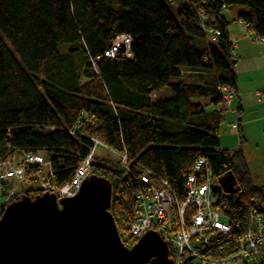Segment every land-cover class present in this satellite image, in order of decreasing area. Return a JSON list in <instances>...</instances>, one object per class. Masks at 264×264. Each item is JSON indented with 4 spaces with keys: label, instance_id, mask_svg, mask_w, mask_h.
Instances as JSON below:
<instances>
[{
    "label": "trees",
    "instance_id": "trees-1",
    "mask_svg": "<svg viewBox=\"0 0 264 264\" xmlns=\"http://www.w3.org/2000/svg\"><path fill=\"white\" fill-rule=\"evenodd\" d=\"M243 36L264 44V0H0V212L3 200L34 198L44 185L58 193L85 165L86 177L111 182L109 210L131 246L136 240L125 234L138 201L153 198L151 187L180 204L190 187L197 194L212 186V203L203 209L217 213L229 231L201 230L191 246L210 263L264 264L259 255L238 254L258 217L264 234V186L252 185L240 147L241 117L229 125L238 147L220 143L239 97ZM122 38L129 39L128 50L113 54ZM253 95L264 99L261 90ZM98 146L116 165L98 160ZM33 156L42 165L25 163ZM7 161L31 165L21 194L1 195L4 179L17 181L5 175ZM227 172L235 192L219 184ZM197 211L194 203L186 207L182 227L178 209L171 210L177 229L189 228Z\"/></svg>",
    "mask_w": 264,
    "mask_h": 264
},
{
    "label": "water",
    "instance_id": "water-1",
    "mask_svg": "<svg viewBox=\"0 0 264 264\" xmlns=\"http://www.w3.org/2000/svg\"><path fill=\"white\" fill-rule=\"evenodd\" d=\"M236 191L231 172L219 179ZM112 184L85 178L72 196L21 195L0 217V264H174L158 233L147 231L131 246L124 244L110 212Z\"/></svg>",
    "mask_w": 264,
    "mask_h": 264
},
{
    "label": "built area",
    "instance_id": "built-area-1",
    "mask_svg": "<svg viewBox=\"0 0 264 264\" xmlns=\"http://www.w3.org/2000/svg\"><path fill=\"white\" fill-rule=\"evenodd\" d=\"M129 39L128 38H122L119 39L115 43V47L113 48V54L115 51L118 50L120 47H124L125 50H128L129 47ZM224 92L231 91L230 88H224ZM224 98L227 102L230 101L231 95H227V93L224 94ZM28 158H30L31 163L28 161ZM40 162V164H39ZM41 159L37 156L33 157H27L25 160V163L29 164H39L42 165ZM6 167V173L5 175L8 176H15L12 172H9L11 169L8 165H4ZM24 167V166H23ZM23 167H15V168H23ZM21 170V169H20ZM81 173V174H80ZM22 175V170L19 175V177ZM86 178V166L83 168H80L77 171L76 176L74 177L72 183L70 185L63 186V190H60L58 193H54L57 197H63V196H72L74 195L79 187L82 181ZM192 182V179H190V183ZM45 187V185H44ZM48 188V186H47ZM206 186H201L198 189V193L196 194V190L192 189V187L189 188V192H192L191 195L188 192V198L194 197L198 204L196 205L199 208V211L195 213L193 216V220L191 221V225L189 228L184 227L183 229L179 230L177 229L179 226L176 224V220H173L171 210L174 208L178 209L179 215H180V222L182 227L185 225V209L187 206H189L191 203L195 204V200L193 201H187L184 203L176 204L174 198L169 194L166 190V192L171 197L170 201L168 202L167 207L164 210L156 209L154 208L158 205L157 195L159 192L164 191V189H156L155 187H151L153 192V198L148 203H145L144 200L138 201V211H137V218L136 220L131 224L129 227V232L125 234L127 240H138L141 238L147 231H154L159 234L161 239L166 242L168 246V255L169 258L173 261L174 264H217L218 262L213 261L209 262L207 260H204L202 256L198 254V252L191 246L190 240L193 236L200 233L201 230L203 232L207 230L209 227L216 228L219 230H222L224 233H228L229 228L225 223H222L219 220L218 214L209 210V209H203V206L205 205L209 208L210 205V196L209 193L212 192V186H209L207 189ZM208 190V191H207ZM48 191V190H46ZM206 196V197H204ZM190 203V204H189ZM179 206L182 207L183 213L181 214V211L179 210ZM151 210V211H150ZM150 211V212H148ZM2 212H0L1 215ZM156 217V218H154ZM214 219V224H213ZM156 221V222H155ZM261 218H257V227L256 229L248 232L245 235V240L248 245L247 247L243 245V247L239 251V258H242L243 254L248 251L249 253L257 256L259 255L262 259L264 257V245L262 247V244L264 243V234L263 226L260 224ZM166 222V224H165ZM195 222V224H193ZM214 225V226H213ZM195 228V230H193ZM205 244L209 243V238L205 237L204 240ZM262 247V250H261ZM186 252V254H184Z\"/></svg>",
    "mask_w": 264,
    "mask_h": 264
},
{
    "label": "rangeland",
    "instance_id": "rangeland-1",
    "mask_svg": "<svg viewBox=\"0 0 264 264\" xmlns=\"http://www.w3.org/2000/svg\"><path fill=\"white\" fill-rule=\"evenodd\" d=\"M256 44H257L256 48H255L256 50L253 52V56H252L253 60L255 61L253 69H255V68L264 69V54H263V52H261V50H264L263 48H261V44H263V43L261 41H258V42H256ZM263 46H264V44H263ZM259 51L261 53H259ZM186 79L194 80L195 77L194 76H187ZM248 87H249V89L252 88L251 85H248ZM166 94H167V92L165 91V93L162 92L160 95L158 94V96H165ZM250 118H251V122L249 123L250 126L248 125L247 127H245L243 129V132L241 135L240 147L243 150V153H244V156L246 159V163H247V166L249 168V172H250L251 179H252L251 180L252 185L255 187H262V186H264V113H262V112H251ZM253 118H256V120H254ZM256 123H260L261 125L260 124L257 125V127H255V129H254L253 124L255 125ZM226 126H228L226 123L222 124V126H221L220 143H221L222 148L232 150V148L238 147L239 137L237 135L236 130H234L233 128H232V130H230V129L228 130L226 128ZM252 129H253V131H252ZM96 154L100 158V159H98L100 161L103 160L104 162H108L109 159H111L113 161V159H112L113 157H111L109 155V153L101 146L97 147ZM101 158H105V159H101ZM114 158L117 159L116 156ZM28 161L31 163L30 158H28ZM13 162L16 163V161H13ZM13 162L7 161L6 165H8L11 168L9 170V172H12L13 175H16L17 181L12 179V178L4 179L3 185H1V195H3L4 191L8 192L11 189L17 191V195H18V194H21L22 193L21 191L25 188V185L21 181H23L25 179V172L30 168L31 165L27 164L24 167L22 166L23 168H15L17 166H15V164ZM113 163L116 165L115 161H113ZM39 164H40V162H39ZM83 167H85V165ZM20 169L22 170V175L19 177V175L21 173ZM35 176H37V178H38L39 174H35ZM26 188H28V187H26ZM63 188L64 187H62L60 190H63ZM44 190L45 191L48 190L47 186L44 187ZM49 193H51V191ZM189 193L191 195L192 192H189ZM159 198H160V200H158ZM157 200H158L157 201L158 205L154 208V210L159 208V209L165 211V208L168 205L167 201H170L171 197L164 190V191L158 193ZM193 200H195L194 197L190 196L188 198V201H193ZM198 200L197 201L195 200L196 205L198 204ZM210 203H212V200L210 201ZM2 207H3V210H2V213H3L4 208L6 207L5 200H3ZM179 210L181 211V214H182L183 209L181 206H179ZM150 211H148V212H150ZM0 217H1V215H0ZM214 222L215 221L213 219V224H214ZM193 224H195V222H193ZM193 230H195V228H193ZM227 264H243V262H233V263H227Z\"/></svg>",
    "mask_w": 264,
    "mask_h": 264
},
{
    "label": "crops",
    "instance_id": "crops-1",
    "mask_svg": "<svg viewBox=\"0 0 264 264\" xmlns=\"http://www.w3.org/2000/svg\"><path fill=\"white\" fill-rule=\"evenodd\" d=\"M236 33L241 34V28L239 25L236 29ZM238 44L239 45L238 46L236 45V46L239 51L240 59H239L238 66H236L237 67L236 70H237V76H238L237 81H238V87H239L238 89L239 97L237 96L236 97L237 99H234V101L232 102V106L230 108V112L226 114L227 115L226 124H228L226 128L228 130L229 129L232 130V128L229 126L231 124L230 122H233V120H237L239 117H241L242 130L240 132L242 133L243 129L247 127L249 123L251 122V118H250L251 112L264 113V99L259 100L253 95V92L257 90H261L264 92V69L262 68L253 69L255 61L253 60L252 56H253V52L256 50L255 48L257 44L250 42L244 36L239 39ZM261 48L264 49L263 44H261ZM263 51L264 50H261V52ZM261 52L259 51V53ZM248 85H251L252 88L249 89ZM239 109L241 110L240 112L238 111ZM253 119L256 120V118H253ZM259 124L260 123H256L255 125L253 124L254 129Z\"/></svg>",
    "mask_w": 264,
    "mask_h": 264
},
{
    "label": "flooded vegetation",
    "instance_id": "flooded-vegetation-1",
    "mask_svg": "<svg viewBox=\"0 0 264 264\" xmlns=\"http://www.w3.org/2000/svg\"><path fill=\"white\" fill-rule=\"evenodd\" d=\"M127 242V241H126Z\"/></svg>",
    "mask_w": 264,
    "mask_h": 264
}]
</instances>
